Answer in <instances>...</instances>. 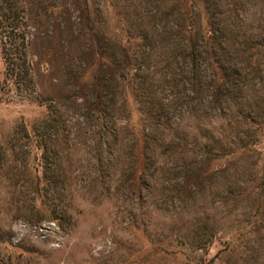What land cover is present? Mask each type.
<instances>
[{"label": "rangeland", "instance_id": "374dc122", "mask_svg": "<svg viewBox=\"0 0 264 264\" xmlns=\"http://www.w3.org/2000/svg\"><path fill=\"white\" fill-rule=\"evenodd\" d=\"M3 1L0 264H264V0Z\"/></svg>", "mask_w": 264, "mask_h": 264}, {"label": "trees", "instance_id": "16d2710c", "mask_svg": "<svg viewBox=\"0 0 264 264\" xmlns=\"http://www.w3.org/2000/svg\"><path fill=\"white\" fill-rule=\"evenodd\" d=\"M9 12V7L5 5V1L0 0V17H4V23L7 26L6 28H13L16 17H12L10 14H8ZM10 68V63L6 62L5 78L3 81L7 86L10 87V89L18 91L19 82H21L22 80L20 76L15 74L14 72L9 73Z\"/></svg>", "mask_w": 264, "mask_h": 264}]
</instances>
